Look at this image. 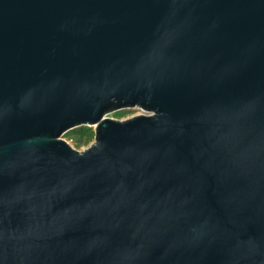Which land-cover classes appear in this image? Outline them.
<instances>
[{"label": "water", "instance_id": "95a60500", "mask_svg": "<svg viewBox=\"0 0 264 264\" xmlns=\"http://www.w3.org/2000/svg\"><path fill=\"white\" fill-rule=\"evenodd\" d=\"M0 264H264V0H0Z\"/></svg>", "mask_w": 264, "mask_h": 264}, {"label": "rangeland", "instance_id": "374dc122", "mask_svg": "<svg viewBox=\"0 0 264 264\" xmlns=\"http://www.w3.org/2000/svg\"><path fill=\"white\" fill-rule=\"evenodd\" d=\"M142 114L143 112L138 110H125L119 112L114 111L105 115V118L116 121H124ZM62 140L65 141L75 151L82 152L87 150L90 146L94 144L95 132L94 129H87V128H85L80 132L72 131L64 135L62 137Z\"/></svg>", "mask_w": 264, "mask_h": 264}, {"label": "trees", "instance_id": "16d2710c", "mask_svg": "<svg viewBox=\"0 0 264 264\" xmlns=\"http://www.w3.org/2000/svg\"><path fill=\"white\" fill-rule=\"evenodd\" d=\"M82 130H84V129H80V130H75L74 132H80V131H82Z\"/></svg>", "mask_w": 264, "mask_h": 264}]
</instances>
